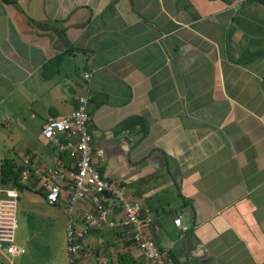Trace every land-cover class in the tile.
Returning a JSON list of instances; mask_svg holds the SVG:
<instances>
[{"label":"crops","instance_id":"crops-1","mask_svg":"<svg viewBox=\"0 0 264 264\" xmlns=\"http://www.w3.org/2000/svg\"><path fill=\"white\" fill-rule=\"evenodd\" d=\"M79 96L93 166L165 259L264 264V0H0V198L23 249L0 264H67L68 224L84 264H141L117 199L71 204L77 154L41 135Z\"/></svg>","mask_w":264,"mask_h":264},{"label":"built area","instance_id":"built-area-1","mask_svg":"<svg viewBox=\"0 0 264 264\" xmlns=\"http://www.w3.org/2000/svg\"><path fill=\"white\" fill-rule=\"evenodd\" d=\"M83 76L87 77L88 74L84 73ZM76 99L77 106L70 113L47 120L40 130L43 138L53 141L60 148H65L77 154L74 168L67 173V187L71 191L69 202L72 204L76 200H85L94 193L114 196L122 209L120 227L129 233L130 240L140 251L141 264H173L165 259L153 239L144 231V221L140 216L141 207L139 203L127 201L123 197L122 189L103 180L93 166L92 156L101 155V150H93L91 146V136L87 130L89 116L85 108L86 96H79ZM61 136L65 138L64 142L59 141ZM27 174L28 169L25 165L21 170V177L25 178ZM56 174V169L49 168L45 175V183L49 186L45 195L48 203L55 202L59 196V186L52 181V177ZM2 192L3 196L0 198V249L13 255L23 251L14 241V231L16 229L14 213L17 193L10 188L3 189ZM94 207L100 217L107 212L100 203ZM84 218L90 220L92 215L86 213ZM173 223L175 226L185 229L184 226L180 225L179 218L173 219ZM81 233L74 230L71 224L66 227L67 264H84L86 253L82 251L79 243Z\"/></svg>","mask_w":264,"mask_h":264},{"label":"rangeland","instance_id":"rangeland-1","mask_svg":"<svg viewBox=\"0 0 264 264\" xmlns=\"http://www.w3.org/2000/svg\"><path fill=\"white\" fill-rule=\"evenodd\" d=\"M17 202V201H16ZM17 208H18V204L16 203V205H15V220H16V223H17V220H18V217H17ZM19 211V210H18ZM16 231V230H15ZM15 231H14V233H15ZM15 235H16V233H15ZM56 244V243H55ZM42 248L44 249L45 247L44 246H42ZM45 250V249H44ZM65 262H66V255H65Z\"/></svg>","mask_w":264,"mask_h":264}]
</instances>
